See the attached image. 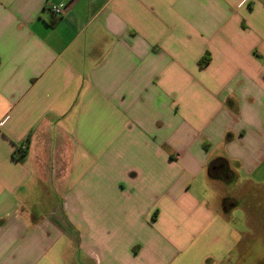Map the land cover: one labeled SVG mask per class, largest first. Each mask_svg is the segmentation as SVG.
Returning a JSON list of instances; mask_svg holds the SVG:
<instances>
[{"label": "crops", "instance_id": "crops-1", "mask_svg": "<svg viewBox=\"0 0 264 264\" xmlns=\"http://www.w3.org/2000/svg\"><path fill=\"white\" fill-rule=\"evenodd\" d=\"M236 178L264 190V0H0V264H264Z\"/></svg>", "mask_w": 264, "mask_h": 264}, {"label": "rangeland", "instance_id": "rangeland-1", "mask_svg": "<svg viewBox=\"0 0 264 264\" xmlns=\"http://www.w3.org/2000/svg\"><path fill=\"white\" fill-rule=\"evenodd\" d=\"M232 185H230V188H232L235 191V195H229L230 196H236L234 197V200L237 201V203H249V206H256L258 209H260V213L263 214L264 210V190L262 188H258L257 186H251V188L245 189L243 188L240 189L239 186H237V178L233 179L231 181ZM232 223L234 225H237L238 227L242 226V221H243V210L241 208H234V211L232 212ZM262 214L261 217H262ZM237 222V223H235ZM243 227V226H242ZM243 229V228H242ZM244 231V230H242ZM258 247L262 248L264 246L263 243L257 244ZM261 253V250H260ZM264 254V251L261 253ZM260 254L252 259L249 258V260H246L245 262H236V264H258Z\"/></svg>", "mask_w": 264, "mask_h": 264}, {"label": "built area", "instance_id": "built-area-1", "mask_svg": "<svg viewBox=\"0 0 264 264\" xmlns=\"http://www.w3.org/2000/svg\"><path fill=\"white\" fill-rule=\"evenodd\" d=\"M51 10L58 14L62 12V7L58 5H51Z\"/></svg>", "mask_w": 264, "mask_h": 264}, {"label": "trees", "instance_id": "trees-1", "mask_svg": "<svg viewBox=\"0 0 264 264\" xmlns=\"http://www.w3.org/2000/svg\"><path fill=\"white\" fill-rule=\"evenodd\" d=\"M208 60V58H202L201 60H200V63L202 62V63H206V61Z\"/></svg>", "mask_w": 264, "mask_h": 264}]
</instances>
